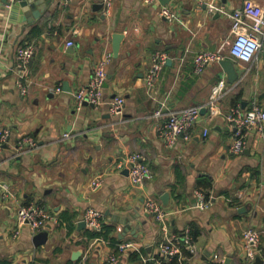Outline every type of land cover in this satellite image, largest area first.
<instances>
[{
	"label": "crops",
	"instance_id": "crops-1",
	"mask_svg": "<svg viewBox=\"0 0 264 264\" xmlns=\"http://www.w3.org/2000/svg\"><path fill=\"white\" fill-rule=\"evenodd\" d=\"M208 1L114 0L108 16L103 0H56L29 24L0 0V129L11 131L3 146L0 176L22 205H41L54 216L33 232L19 226L14 202L0 200V263L103 264L116 251L117 241L93 236L94 231L82 225L90 207L104 213L106 225L114 228L111 237L138 240L147 249L144 256L157 258L164 234L156 218L144 211L149 198L175 211L169 220L173 233L194 237L201 256L183 258L189 264H205L216 251L224 254V262L230 257V264H244L243 232L249 226L261 232L264 259V135L251 129L247 148L234 154L229 147L235 132L225 117L210 120L205 111L191 140L181 138L167 148L159 136L158 127L172 113L207 104L222 78L224 113L237 104L264 109V46L252 62L233 58L224 48L232 21L228 14L209 13ZM244 1L217 0L228 13ZM162 6L175 20L160 15ZM117 35L120 49L115 52ZM26 44L34 45L35 57L26 74L30 92L23 95L16 84L21 72L15 55L17 47ZM159 50L170 59L150 90L145 75ZM202 50H222L225 59L234 62L237 79L230 82L220 62L196 73L195 55ZM106 51L112 61L103 104L78 105L75 92L87 86ZM59 85L62 91L54 93ZM116 96L126 99L121 116L110 111ZM25 136L37 145L20 149ZM131 153L142 154L152 170L153 177L142 186H133L128 169L117 166ZM97 176L103 186L93 190ZM197 190L211 201L205 210L196 206ZM166 192L168 206L162 200ZM108 211L127 218V224L110 218ZM132 254L120 264H138Z\"/></svg>",
	"mask_w": 264,
	"mask_h": 264
},
{
	"label": "built area",
	"instance_id": "built-area-1",
	"mask_svg": "<svg viewBox=\"0 0 264 264\" xmlns=\"http://www.w3.org/2000/svg\"><path fill=\"white\" fill-rule=\"evenodd\" d=\"M160 0H145L148 4L159 3ZM201 3L203 0H199ZM114 0H103V13L111 15L113 11ZM209 13H225L231 19L230 34L224 42V48H228L229 54L236 60L242 62H252L255 60L264 46V4L255 0H245L243 5L228 13L225 5L218 4L217 0L206 2ZM160 15L169 21L175 20V14L166 6H162ZM74 42H69L68 46H72ZM2 49L0 48V58ZM35 57V47L32 44L20 45L16 49L15 64L21 74L17 79V87L21 94L26 95L30 92V83L26 78L29 63ZM225 54L222 50H202L195 55V72H204L211 64L219 63L225 60ZM170 59L166 51H157L153 58L150 68L145 75V83L152 90L157 79L161 76L164 67ZM112 61V53L106 51L97 61L94 73L87 84L81 87L74 94L76 103L82 105L84 103L99 106L105 100L104 88L108 79V66ZM226 80L222 78L213 89V93L207 104L193 105L185 107L178 112L172 113L167 121L158 127L159 136L167 148H173L178 141L183 138L189 141L193 137V131L196 124L200 121L203 110L210 120L218 115H223L229 126L235 132V137L231 143L229 150L234 154L242 153L248 145V134L251 129H256L261 135H264V109L253 104L251 108L245 109L240 104L232 106L227 112H223L220 108L221 94L225 88ZM63 86H57L53 92L62 91ZM126 99L123 96H116L110 101V111L112 114L121 116L124 114ZM157 114L161 110L156 111ZM10 129H0V164L2 160V152L4 144L10 138ZM209 133V128L204 130V136ZM70 133H65L69 136ZM37 142L30 136H25L20 142V149L34 147ZM144 156L139 153H131L122 157L117 162L119 168L126 167L129 171V178L133 186H142L146 179L152 178L153 173L148 164L143 160ZM103 178L97 176L91 182V188L98 190L103 186ZM0 200L14 202L18 206L17 220L19 226H29L33 232L39 231L54 219V216L43 206L38 204L22 205L16 199L15 193L8 182L2 180L0 176ZM210 199L201 191H196V206L202 210L210 206ZM144 211L153 215L161 224L164 237L159 242V257L170 260L175 256L180 259L188 260L201 256L199 248L194 237L189 233L184 235L175 234L171 231L169 220L175 211L169 210L156 199L149 198L145 202ZM84 221L87 227L95 232H101L106 225V217L104 213L94 207L87 209ZM16 232L15 235H18ZM243 255L244 264H254L256 259L262 255L261 248V232L254 226L247 227L243 232ZM116 251L110 254L103 264H120L125 256L130 253H140L143 256V262L156 260L157 264H161V260L155 257L144 256L143 243L135 239H121L115 243ZM188 252V255H185ZM225 260L224 254L219 251L211 254L205 264H223ZM3 264V263H0Z\"/></svg>",
	"mask_w": 264,
	"mask_h": 264
},
{
	"label": "water",
	"instance_id": "water-1",
	"mask_svg": "<svg viewBox=\"0 0 264 264\" xmlns=\"http://www.w3.org/2000/svg\"><path fill=\"white\" fill-rule=\"evenodd\" d=\"M6 5H9L10 12L11 13H17L21 16V20L24 22H27L29 24L34 23L37 19L41 18L43 14L48 10L49 6L55 2L56 0H2ZM163 4H167L171 0H160ZM101 6H96V7H102ZM121 36L117 35L116 36V44H115V52H118L120 49V41ZM220 64L222 68L228 73L229 80L230 82H234L237 77L238 73L235 68V64L232 60L225 59L220 61ZM205 112V110H203ZM128 171V170H127ZM170 197V193L166 192L162 196V200L165 204V206H168V199ZM107 214L110 215V218L115 220L116 222L127 224L128 219L125 218L124 216L121 215H115L111 212H107ZM149 214V213H147ZM82 225H86V223L83 221ZM41 239L40 236H36L35 240L39 241ZM231 263V258L228 257L226 261L223 264H230ZM254 264H264V259L259 256Z\"/></svg>",
	"mask_w": 264,
	"mask_h": 264
},
{
	"label": "trees",
	"instance_id": "trees-1",
	"mask_svg": "<svg viewBox=\"0 0 264 264\" xmlns=\"http://www.w3.org/2000/svg\"><path fill=\"white\" fill-rule=\"evenodd\" d=\"M206 196L208 197V194H206ZM209 198V197H208ZM114 230L113 227L105 225L104 229L101 232H92L93 236H100V237H104L105 239H112L113 243H115L116 241H118L119 239L117 237H111V233ZM143 254H147V249L145 248L143 250ZM133 259L136 260L138 262V264H142L143 259H142V254L134 252L133 254ZM185 255H188V252H185ZM159 260H161V264H189L187 260L185 259H180L179 256H175L174 258L170 259V260H165L163 258H160L158 256H156ZM153 261H149L145 264H155Z\"/></svg>",
	"mask_w": 264,
	"mask_h": 264
}]
</instances>
